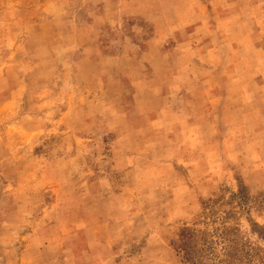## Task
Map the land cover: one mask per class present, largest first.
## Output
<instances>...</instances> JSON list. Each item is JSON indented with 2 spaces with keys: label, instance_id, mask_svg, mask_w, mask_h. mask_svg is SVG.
I'll return each instance as SVG.
<instances>
[{
  "label": "rangeland",
  "instance_id": "1",
  "mask_svg": "<svg viewBox=\"0 0 264 264\" xmlns=\"http://www.w3.org/2000/svg\"><path fill=\"white\" fill-rule=\"evenodd\" d=\"M264 264V0H0V264Z\"/></svg>",
  "mask_w": 264,
  "mask_h": 264
},
{
  "label": "trees",
  "instance_id": "2",
  "mask_svg": "<svg viewBox=\"0 0 264 264\" xmlns=\"http://www.w3.org/2000/svg\"><path fill=\"white\" fill-rule=\"evenodd\" d=\"M197 239L193 233H188V234H183L182 235V246L186 250V254L188 257V261L191 264H196L194 263V254H197V251L195 249L194 242Z\"/></svg>",
  "mask_w": 264,
  "mask_h": 264
}]
</instances>
